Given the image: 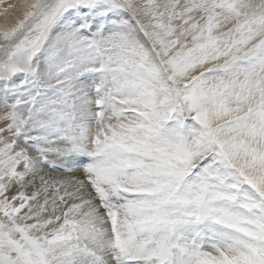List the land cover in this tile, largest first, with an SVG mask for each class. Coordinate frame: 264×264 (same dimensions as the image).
I'll list each match as a JSON object with an SVG mask.
<instances>
[{"label": "snow or ice", "instance_id": "6c2138e0", "mask_svg": "<svg viewBox=\"0 0 264 264\" xmlns=\"http://www.w3.org/2000/svg\"><path fill=\"white\" fill-rule=\"evenodd\" d=\"M0 15V264H264V0Z\"/></svg>", "mask_w": 264, "mask_h": 264}, {"label": "bare ground", "instance_id": "6f19581e", "mask_svg": "<svg viewBox=\"0 0 264 264\" xmlns=\"http://www.w3.org/2000/svg\"><path fill=\"white\" fill-rule=\"evenodd\" d=\"M10 2L18 3L19 0H10ZM3 23H4V16L0 15V24H3Z\"/></svg>", "mask_w": 264, "mask_h": 264}]
</instances>
